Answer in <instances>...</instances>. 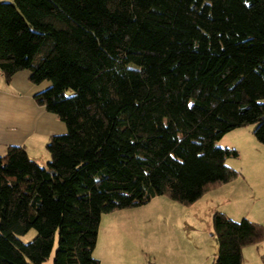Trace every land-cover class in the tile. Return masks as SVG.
Listing matches in <instances>:
<instances>
[{
	"label": "trees",
	"instance_id": "16d2710c",
	"mask_svg": "<svg viewBox=\"0 0 264 264\" xmlns=\"http://www.w3.org/2000/svg\"><path fill=\"white\" fill-rule=\"evenodd\" d=\"M20 71L49 83L34 100L66 133L45 166L23 146L0 157V264H42L55 242L52 264H99L103 214L156 196L190 207L238 179V152L216 146L235 129L264 147V0L0 2V75ZM211 225L212 264L264 240L247 219Z\"/></svg>",
	"mask_w": 264,
	"mask_h": 264
},
{
	"label": "rangeland",
	"instance_id": "374dc122",
	"mask_svg": "<svg viewBox=\"0 0 264 264\" xmlns=\"http://www.w3.org/2000/svg\"><path fill=\"white\" fill-rule=\"evenodd\" d=\"M72 94L71 90L66 93L67 96ZM248 127L253 131L254 126ZM231 137L230 134L225 135L216 142V146L235 150ZM238 163L247 165L246 155L226 160L229 167H236ZM204 199L189 207L165 196H156L143 206L103 214L95 246L96 256L108 261L112 253H116L118 262L124 264H212L217 243L215 237L211 236V218ZM253 199V195L248 193L244 198L238 196L236 200H230L227 205L236 217L235 221L244 218L264 228V210L255 211L264 203L261 198L258 202H253ZM36 235L37 232L31 229L18 239L26 244ZM248 247H251L249 249L253 254L251 257L245 255L242 264H264V240ZM55 249L56 242L53 251L42 264H52Z\"/></svg>",
	"mask_w": 264,
	"mask_h": 264
},
{
	"label": "crops",
	"instance_id": "0c3cea01",
	"mask_svg": "<svg viewBox=\"0 0 264 264\" xmlns=\"http://www.w3.org/2000/svg\"><path fill=\"white\" fill-rule=\"evenodd\" d=\"M28 78V71H20L13 76L9 84H5L0 75V157L5 155L8 146H23L30 159L39 166H45L49 160L46 145L50 137L65 134L66 126L56 115L47 112L34 100V96L46 89L49 83L33 85ZM251 132L250 127H245L228 133L232 136L235 150H239L241 157L246 155L248 160L247 165L238 163L236 164L238 166L231 167L240 172L241 176L207 192L191 205L195 206L205 198L210 218L213 213L221 212L236 220L228 208V202L236 200L238 196L244 198L248 193L253 195V202H258L261 198L264 203V147L255 140ZM240 155L237 158H241ZM263 210V205L255 208L256 212ZM211 236L213 237V234ZM249 248L251 247L243 249V258L245 255L251 257L253 254ZM95 252L96 249L93 251V257L99 264H124L118 262L116 253H112L111 258L105 261L96 256Z\"/></svg>",
	"mask_w": 264,
	"mask_h": 264
}]
</instances>
